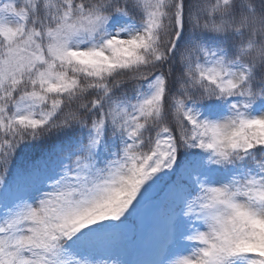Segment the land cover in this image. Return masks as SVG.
<instances>
[{
    "label": "snow or ice",
    "instance_id": "obj_1",
    "mask_svg": "<svg viewBox=\"0 0 264 264\" xmlns=\"http://www.w3.org/2000/svg\"><path fill=\"white\" fill-rule=\"evenodd\" d=\"M0 264H264V0H0Z\"/></svg>",
    "mask_w": 264,
    "mask_h": 264
}]
</instances>
